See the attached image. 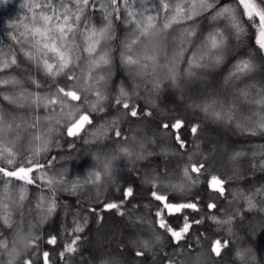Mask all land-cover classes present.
<instances>
[{
	"label": "trees",
	"instance_id": "1",
	"mask_svg": "<svg viewBox=\"0 0 264 264\" xmlns=\"http://www.w3.org/2000/svg\"><path fill=\"white\" fill-rule=\"evenodd\" d=\"M32 2L42 3L43 0H15L6 9H0V58H10L11 51H15L18 61V66L0 72V77L15 76L23 83L22 89L2 88L0 93L13 95L27 90L32 94L48 96L57 87L67 88L76 83L68 80L67 74L74 72L80 75V69L73 67L53 79L23 58L20 46L11 39V35L19 36V32L14 28L9 35L5 26L9 21L15 26L27 24L32 13L21 5ZM256 2L264 8V0ZM232 3L233 0H219L217 8ZM238 13L241 14L245 34L239 41H230L234 54L228 55L217 67L193 69L195 74L189 76L186 74L187 60L191 55L189 49L179 65L177 84L161 77L158 89L153 88L156 76L136 77L131 74L135 69L122 63L121 42L126 35L123 24L125 14L121 11L120 19L113 14L114 51L106 88L108 98L102 102L104 111L91 112L92 123L86 124L76 136L67 134V125L57 126L52 132L48 150L42 152L38 159L49 174L67 169L65 179L72 181L87 177L89 170L94 167L92 157L98 152L111 155L119 146L127 145L133 150V155H121L113 161L111 179L98 188L87 185L75 194L71 191L56 192L57 209L38 230L41 237L38 247L28 253L29 257H33V264H44L43 252L49 253L50 264H104L105 261L108 264H240L235 253L241 249L248 250L244 264H264V168L260 166L261 159H264V133H242L236 128L235 121H218L202 110L206 102L216 99L223 101L226 107L234 102L236 109H239L237 117L248 115L253 108L236 99L238 90L252 85L249 89L250 97L264 90V60L260 59L262 53L255 44L258 29L242 15V5ZM86 15L97 26L103 22V13L100 11L86 12ZM211 15L205 13L187 24L175 25V31L168 35H178L182 28L189 25H195L198 34H206L213 27ZM171 50L169 42L167 54L170 55ZM250 53L256 56V71L241 81L226 85L225 78L232 65ZM32 80L38 81L40 87H36ZM136 84L140 86L135 87ZM121 86L133 94L130 107H137V117L123 115L128 110L115 103ZM88 98L95 100L92 95ZM82 102L83 96L81 101L73 103ZM0 111L16 117V122L21 124L19 137L15 133L12 136L16 150L20 153L18 159L22 160L30 154L32 147L30 138L34 130L27 128V125L37 119L43 122V118L51 114L50 110L44 107L21 108L10 104L0 95ZM84 111L90 109L85 107ZM116 118H119L118 129L123 137H127L126 140L117 138L115 130H112L103 141L85 143L86 140H92L90 134L99 125ZM177 120L183 121V126L178 130L180 140L185 145L183 148L176 140V131L171 127ZM164 124L169 127L163 128ZM193 126H198L195 135L191 131ZM236 152L244 154L232 159ZM49 162L51 167H48ZM201 164L204 167L199 174L190 173L195 183H189L184 191L160 186L161 182H180L182 170L186 166L190 168ZM38 174L32 173L34 178ZM213 175L225 181L223 195L209 186ZM153 177L159 178L155 188L150 182ZM13 184L19 185L22 182L13 181ZM128 188L132 189L131 196H125ZM153 191L166 195L172 204L197 205L196 211L184 208L165 216L166 222L174 230H180L185 219L190 224L188 233L179 244L169 233L156 226L155 212L160 202L153 198ZM41 194L52 195L43 187L42 181L26 185V199L23 201L26 219L35 217L34 212L29 214V209ZM11 195L18 197V190ZM247 197H251L252 207L247 203ZM6 199L0 186V200ZM109 203L119 205V209H107L105 205ZM209 204H215L216 207L210 209ZM12 211L15 216L17 210ZM214 216L219 221L231 217V222L218 223L213 220ZM26 222L18 229L23 230ZM77 224L83 225V231H74ZM0 231L8 235L2 221ZM157 234L160 236L159 242L155 240ZM96 236L108 237V242L98 246ZM50 237H55V244L47 242ZM76 237H79L77 250L74 253L65 252V246ZM217 240L221 245L227 242V247H222L219 256L212 252ZM143 241L149 242L147 248L143 247ZM138 251L143 254L136 255ZM62 252L63 257L60 255Z\"/></svg>",
	"mask_w": 264,
	"mask_h": 264
},
{
	"label": "snow or ice",
	"instance_id": "2",
	"mask_svg": "<svg viewBox=\"0 0 264 264\" xmlns=\"http://www.w3.org/2000/svg\"><path fill=\"white\" fill-rule=\"evenodd\" d=\"M15 0H0V9H6L7 6L14 4ZM219 0H43V2H32L21 5L27 7L32 15L28 18L27 24L15 26L9 21L5 29L9 35L15 28L19 36L11 35L20 47L19 51L23 58L32 63L37 69L42 70L45 75L55 79V77L64 74L66 70L73 67L80 69V75L74 72L67 74V79L75 81L65 87H57L56 91L48 96L32 94L27 90L19 91L13 95H3V99L10 104L18 107H44L50 110V115L35 120L28 124L27 128L33 129L30 143L32 145L30 154L24 159H18L20 153L16 150L15 140L12 134L19 137L21 124L16 122L17 118L11 114H5L0 111V186H2L6 200H0V221L3 227L7 228L8 235L0 231V264H3L4 250L8 245V238L13 235L16 229L22 228L28 220L23 212V201L26 199V185L35 184L37 180L42 181L43 187L52 195L45 196L41 194L37 197L34 205L29 209V214L34 212H46L48 218L56 211L57 201L56 192L71 191L73 194L78 189H83L87 185L99 187L109 181L113 172V161L119 156H132L133 150L127 146H119L116 152L108 155L96 153L92 159L94 167L91 168L87 177L81 180L77 178L72 181H66L65 172L67 169L58 173L49 174L45 170V165L39 162L38 157L42 152L48 150L51 141L52 132L59 125H67V134L76 136L86 124H91V112H102L104 107L102 102L108 97L106 88L110 73V66L113 59L114 29L112 16L115 14L120 19L121 11L124 12L123 24L126 29V35L122 43L121 60L122 63L130 69H135L131 74L136 77L147 78L156 76L153 81V88L158 89L163 80L171 81L174 85L180 77L179 65L183 62L186 52L191 49V55L187 60L186 74L191 76L195 73L193 69L214 68L221 65L228 55L234 54V49L230 45L233 39L239 41L245 34V28L241 22L238 13L239 6H243V16L248 21L253 22L258 32L255 44L260 49L262 55L260 59L264 60V8L256 0H233L232 4H227L217 8ZM39 9V11H36ZM215 11L213 12V10ZM100 11L103 13V22L97 26L91 22L87 13ZM212 13L210 19L213 22L212 30L206 34H198L195 25H189L182 28L178 35L169 36L168 33L174 32L175 25L187 24L194 21L197 17ZM258 18V24L256 23ZM21 28L23 30H21ZM159 29L165 35L160 39L155 54H145L149 41L145 35L146 31ZM171 43V54H167V49ZM13 66H18L15 51H11L10 58H0V72H4ZM257 69L256 56L250 53L246 57H241L232 65L228 76L225 78V84L235 81H241L254 73ZM36 87H40L39 82L32 80ZM136 84L135 87H139ZM22 89L23 83L15 76L0 77V89L9 88ZM253 87L248 85L239 89L236 99L252 106L253 110L248 115L237 117L235 103L226 107L223 101L211 100L202 106V110L211 115L218 121H235V126L242 133L256 135L264 133V90L257 92L254 97H250L249 89ZM89 95L95 97V100H89ZM133 94L127 92L123 86L120 87L119 94L115 103L122 109L128 110L123 115L137 117L136 106L130 107V100ZM82 103H73L82 100ZM85 107L90 111H84ZM151 115V113H146ZM119 118L111 122L99 125L95 131L91 132L92 140H86L85 143L103 141L108 138L110 131L115 130V136L126 140L118 129ZM183 126V121L177 120L171 127L176 131V140L183 148L184 142L180 140L178 130ZM168 128V124L162 125ZM5 128H11L12 131L5 137L3 131ZM198 126H193L191 131L195 135ZM143 148V145H140ZM242 152L234 153L232 159L243 155ZM256 153H253L255 156ZM264 155V153H262ZM19 165L18 167L16 165ZM7 165V166H4ZM260 166L264 168V159H261ZM48 167H51L49 162ZM204 167L203 164L190 168L185 167L182 170L180 182L176 184L160 183V186L171 188L176 191H184L189 183H195L190 173H200ZM39 173L35 178L32 173ZM158 177H153L150 181L153 187H157ZM13 181H20L22 184L14 185ZM225 181L218 176L213 175L209 186L224 193L223 184ZM18 190V197L11 195ZM132 189L128 188L125 196H131ZM243 195V194H241ZM153 198L160 202V207L155 212L156 226L169 233L174 241L179 244L188 233L190 224L187 219L180 230H174L165 220L166 215L179 212L184 208L198 210L194 203L172 204L168 202V197L156 191L152 192ZM247 203L253 206L251 197H247ZM107 209H119V205L109 203L105 205ZM208 207L215 208V204H209ZM12 209H16L13 216ZM213 220L218 223H230L231 217L224 221H219L214 216ZM86 222V218H85ZM196 223H199L197 221ZM74 231H83V225L77 224ZM40 236L37 235L32 244V249L38 247ZM79 237H76L70 244L65 246V252L74 253ZM155 240L159 242L160 236L157 234ZM49 244H55V237H50ZM143 247L149 246L148 241L142 242ZM222 247H227V242L221 245L217 240L212 247V252L219 256ZM191 250V249H189ZM247 249H241L235 253L240 264L246 260ZM137 252L136 255H142ZM35 255V253H34ZM44 264H50L49 253L43 252ZM61 257L64 256L62 252ZM199 256H197V260ZM23 264H33V257L24 259ZM104 264H108L107 261Z\"/></svg>",
	"mask_w": 264,
	"mask_h": 264
},
{
	"label": "clouds",
	"instance_id": "3",
	"mask_svg": "<svg viewBox=\"0 0 264 264\" xmlns=\"http://www.w3.org/2000/svg\"><path fill=\"white\" fill-rule=\"evenodd\" d=\"M145 35L149 41L145 54H155L159 41L165 33L159 29H153L146 31ZM11 131V128H5L3 135L6 137ZM47 219L46 212H39L35 214L34 218L27 220L26 227L23 230H15L13 235L8 238V245L4 250L3 264H23L24 259L32 250L33 240L38 235V230L44 226Z\"/></svg>",
	"mask_w": 264,
	"mask_h": 264
},
{
	"label": "rangeland",
	"instance_id": "4",
	"mask_svg": "<svg viewBox=\"0 0 264 264\" xmlns=\"http://www.w3.org/2000/svg\"><path fill=\"white\" fill-rule=\"evenodd\" d=\"M118 233V232H117ZM95 238H97L96 239V244L98 245V246H100L102 243L104 244V242L105 243H107L108 242V237H105V238H103V237H100V236H96Z\"/></svg>",
	"mask_w": 264,
	"mask_h": 264
}]
</instances>
